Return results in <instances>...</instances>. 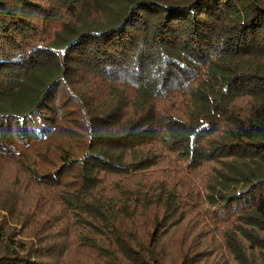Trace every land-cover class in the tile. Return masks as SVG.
<instances>
[{
	"label": "trees",
	"instance_id": "trees-1",
	"mask_svg": "<svg viewBox=\"0 0 264 264\" xmlns=\"http://www.w3.org/2000/svg\"><path fill=\"white\" fill-rule=\"evenodd\" d=\"M0 264H264V0H0Z\"/></svg>",
	"mask_w": 264,
	"mask_h": 264
},
{
	"label": "rangeland",
	"instance_id": "rangeland-1",
	"mask_svg": "<svg viewBox=\"0 0 264 264\" xmlns=\"http://www.w3.org/2000/svg\"><path fill=\"white\" fill-rule=\"evenodd\" d=\"M198 241H197V244H198V247H200V246H202V245H205L206 243H207V241L206 240H203V239H197Z\"/></svg>",
	"mask_w": 264,
	"mask_h": 264
}]
</instances>
